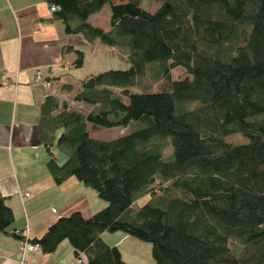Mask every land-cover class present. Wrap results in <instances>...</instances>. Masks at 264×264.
<instances>
[{"label":"trees","instance_id":"1","mask_svg":"<svg viewBox=\"0 0 264 264\" xmlns=\"http://www.w3.org/2000/svg\"><path fill=\"white\" fill-rule=\"evenodd\" d=\"M49 1L67 32L122 46L129 67L81 80L75 98L93 106L88 113L54 114V95L42 104L39 131L52 176L59 183L75 175L108 203L89 217L59 216L30 240L52 252L68 238L83 264H130L102 238L124 231L152 242L148 264H264V0H160L154 11L126 0L113 3L109 30L87 18L112 0ZM82 60L80 51L75 63ZM154 64L162 82L147 87ZM178 65L192 77L173 79ZM136 121L144 126L112 139L87 128ZM237 132L249 141L225 140ZM168 136L174 151L165 159ZM14 220L0 194V231L25 237L9 230ZM232 239L254 251L234 253Z\"/></svg>","mask_w":264,"mask_h":264},{"label":"crops","instance_id":"2","mask_svg":"<svg viewBox=\"0 0 264 264\" xmlns=\"http://www.w3.org/2000/svg\"><path fill=\"white\" fill-rule=\"evenodd\" d=\"M121 1L105 3L87 21L109 30L112 5ZM50 3L0 0V194L15 215L9 230H19L28 239L40 237L59 216L78 210L89 217L108 203L75 175L56 182L47 166L50 154L39 131L42 104L54 95L59 103L54 114L64 108L88 113L93 106L75 98L81 80L129 64L128 51L122 46L107 45L99 38L89 40L81 32H67ZM80 51L83 60L76 64ZM94 127L87 123L90 134ZM56 152L59 162L65 161L67 155ZM128 237L124 231L102 233V238L117 245L123 258L133 264L120 247ZM81 256L82 260L67 238L52 252L40 247L24 250L19 237L0 231V264H83L86 256Z\"/></svg>","mask_w":264,"mask_h":264},{"label":"rangeland","instance_id":"3","mask_svg":"<svg viewBox=\"0 0 264 264\" xmlns=\"http://www.w3.org/2000/svg\"><path fill=\"white\" fill-rule=\"evenodd\" d=\"M126 1V0H123ZM139 5L149 11H154L157 9V7L160 5V0H138ZM128 64V63H127ZM126 64V65H127ZM122 67V69L129 67V64L125 66V64ZM159 67H157L156 64L152 65L150 68V73L147 77L144 79V83L147 87L150 86V82L152 81L156 86H159V84L162 82L161 76L157 75V70ZM121 69V68H116ZM186 76L192 77L190 73L186 70V68L182 65H178L172 69V78L173 79H180L184 78ZM137 123H140L139 121L133 122L132 124L124 127H115V128H106L102 126H95L93 129H91V135L99 137L100 139H112L119 135H121L124 132H129L133 128H138L144 126L143 123L136 125ZM96 128V129H95ZM96 131H98V134H96ZM124 131V132H123ZM225 140L232 142L234 144L239 143H245L249 141V138L241 133H232L225 136ZM161 142L163 144V157L165 159L171 158L173 156L174 146L172 143L171 136L165 137L161 139ZM147 198H138V200L135 202V207H139L143 203H145ZM128 234V233H127ZM130 237H128L126 240L120 244V247H122L124 251L125 257L127 259L131 260L133 264H148L154 261L153 257V244L151 241L144 240L141 238H138L134 235L128 234ZM68 239V238H67ZM69 240V239H68ZM232 250L234 253L238 255L242 254H248L252 253L254 250L252 247H247L243 243H241L239 240L232 239L231 242ZM150 261V262H149Z\"/></svg>","mask_w":264,"mask_h":264},{"label":"built area","instance_id":"4","mask_svg":"<svg viewBox=\"0 0 264 264\" xmlns=\"http://www.w3.org/2000/svg\"><path fill=\"white\" fill-rule=\"evenodd\" d=\"M50 7L54 11L56 9H58V6L55 3H50ZM40 76H41V73L39 72L38 73V77H40ZM20 243H21V245H22L24 250H35V249L40 247L38 242H33L30 239H28L26 236L20 238ZM78 257H79L80 260H82V256L81 255H79Z\"/></svg>","mask_w":264,"mask_h":264}]
</instances>
